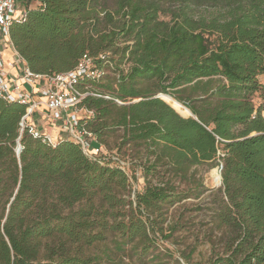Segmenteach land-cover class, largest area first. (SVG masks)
Returning a JSON list of instances; mask_svg holds the SVG:
<instances>
[{
  "label": "trees",
  "instance_id": "1",
  "mask_svg": "<svg viewBox=\"0 0 264 264\" xmlns=\"http://www.w3.org/2000/svg\"><path fill=\"white\" fill-rule=\"evenodd\" d=\"M18 2L26 15L10 37L32 71L72 69L84 53L112 64L102 80L81 82L110 97L87 96L94 113L82 119L108 153L22 131L26 105L0 96V264H101L85 250L109 231L121 248L154 242L181 195L170 177H146L126 198L136 174L121 163L126 145L145 147L147 176L220 159L215 218L236 235L208 264H264V104L252 99L264 89V0H115V12L101 0ZM145 81L157 88L145 91ZM115 128L116 148L107 142Z\"/></svg>",
  "mask_w": 264,
  "mask_h": 264
},
{
  "label": "rangeland",
  "instance_id": "2",
  "mask_svg": "<svg viewBox=\"0 0 264 264\" xmlns=\"http://www.w3.org/2000/svg\"><path fill=\"white\" fill-rule=\"evenodd\" d=\"M100 6L115 12L116 2L101 0ZM209 9L213 10L211 7L206 10L210 11ZM260 80L264 83V76ZM139 86L145 91H154L157 83L145 81ZM138 99L140 97H136L135 101ZM252 99L257 106L264 104V89L254 93ZM122 133V128H115L107 137L108 145L116 148ZM122 154L127 165L136 173L133 184L124 195L126 198L134 200L135 190L140 189L144 182L149 179L156 184L162 177L172 179L181 197L165 206V213L158 220L163 232H158L156 236L150 234L154 242L139 246L128 243L121 248L115 245V238L119 236L109 231L104 240L94 242L85 250L87 254L102 257L101 264H208L210 260L225 254L227 245L236 232L219 226L215 218L224 190L220 159L217 160L219 164L208 162L195 165L183 176L175 175L165 168L147 176L145 167L148 164V152L144 146L126 145L122 147ZM125 209H129V205Z\"/></svg>",
  "mask_w": 264,
  "mask_h": 264
},
{
  "label": "built area",
  "instance_id": "3",
  "mask_svg": "<svg viewBox=\"0 0 264 264\" xmlns=\"http://www.w3.org/2000/svg\"><path fill=\"white\" fill-rule=\"evenodd\" d=\"M25 15V9L18 0H0V96L26 105V111L20 122L22 131L29 126L30 132L35 137H42L52 145H56L60 139L68 138L79 143L90 157L108 153L106 146L87 129L82 119L94 113L83 105V100L87 96L110 97L94 92L88 84L83 85L81 82L86 78L102 80L112 64L105 62L100 65L94 56L84 53L72 69L54 74L32 71L24 57L14 47L10 37V27L13 22L24 19ZM7 48L13 52L12 64L18 71L16 74H12L7 68L8 59L5 56ZM115 100L119 104L125 103L119 99ZM262 114L264 116V110ZM34 115L58 123L62 134L53 137L41 132L31 121ZM19 147L20 143L16 147L17 153ZM121 163L126 165L125 161Z\"/></svg>",
  "mask_w": 264,
  "mask_h": 264
},
{
  "label": "crops",
  "instance_id": "4",
  "mask_svg": "<svg viewBox=\"0 0 264 264\" xmlns=\"http://www.w3.org/2000/svg\"><path fill=\"white\" fill-rule=\"evenodd\" d=\"M5 56L8 59L7 68L12 74H16L18 71L12 64L13 52L10 48L5 50ZM31 121L43 133L50 134L53 137H59L62 134L60 125L58 123L51 122L50 120L45 119L43 116L41 117L40 115H34L31 117Z\"/></svg>",
  "mask_w": 264,
  "mask_h": 264
},
{
  "label": "water",
  "instance_id": "5",
  "mask_svg": "<svg viewBox=\"0 0 264 264\" xmlns=\"http://www.w3.org/2000/svg\"><path fill=\"white\" fill-rule=\"evenodd\" d=\"M157 96L160 97V94H158ZM164 100H165V99H164ZM168 103H169V102H168ZM189 115H194V114H193V112L191 111V113H190ZM189 115H187V116H189ZM195 117H196V116H195ZM21 150H22V145L20 144V147H19V149H18V155H20ZM222 169H223V165L221 164V166H220V171H222ZM12 199H13V198H12Z\"/></svg>",
  "mask_w": 264,
  "mask_h": 264
},
{
  "label": "bare ground",
  "instance_id": "6",
  "mask_svg": "<svg viewBox=\"0 0 264 264\" xmlns=\"http://www.w3.org/2000/svg\"><path fill=\"white\" fill-rule=\"evenodd\" d=\"M167 95V94H166ZM168 96H170V95H168ZM160 97H161V93H160ZM170 97H172V96H170ZM179 102V101H178ZM180 103V102H179ZM181 104V103H180ZM182 105V104H181ZM184 106V105H183ZM184 107H186V106H184ZM186 109H188V111H189V114L191 113V110L189 109V108H187L186 107Z\"/></svg>",
  "mask_w": 264,
  "mask_h": 264
}]
</instances>
